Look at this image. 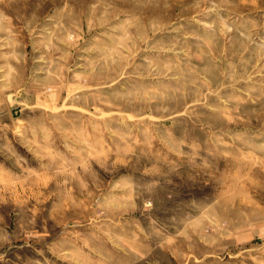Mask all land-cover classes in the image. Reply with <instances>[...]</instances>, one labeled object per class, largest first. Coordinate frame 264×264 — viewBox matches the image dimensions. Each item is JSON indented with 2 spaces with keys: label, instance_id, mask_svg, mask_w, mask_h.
Segmentation results:
<instances>
[{
  "label": "rangeland",
  "instance_id": "rangeland-1",
  "mask_svg": "<svg viewBox=\"0 0 264 264\" xmlns=\"http://www.w3.org/2000/svg\"><path fill=\"white\" fill-rule=\"evenodd\" d=\"M0 264H264V0H0Z\"/></svg>",
  "mask_w": 264,
  "mask_h": 264
}]
</instances>
